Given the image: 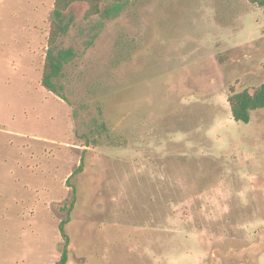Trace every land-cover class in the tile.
<instances>
[{
	"label": "rangeland",
	"instance_id": "1",
	"mask_svg": "<svg viewBox=\"0 0 264 264\" xmlns=\"http://www.w3.org/2000/svg\"><path fill=\"white\" fill-rule=\"evenodd\" d=\"M53 2L0 0V264H264V108L227 102L264 83V7L75 3L64 100Z\"/></svg>",
	"mask_w": 264,
	"mask_h": 264
},
{
	"label": "trees",
	"instance_id": "2",
	"mask_svg": "<svg viewBox=\"0 0 264 264\" xmlns=\"http://www.w3.org/2000/svg\"><path fill=\"white\" fill-rule=\"evenodd\" d=\"M128 0H54L52 9V20L49 27V35L47 39V51L43 63L41 74V86L46 90L57 94L59 97L65 100L62 94L58 93L60 86L58 85V76L64 65V63L73 55L71 49H60L58 44L59 40L66 32L68 23L65 21V13L75 3H84L87 8L85 11V18H90L102 13L103 4H114L115 6L126 3ZM249 2L256 4L260 7H264V0H248ZM112 9L109 8L107 14ZM227 102L230 108L231 116L234 121L247 123L250 120V111L257 108H264V83L260 84L254 91L248 90L231 91L227 96ZM97 123V122H96ZM97 132L106 129V124L101 121L95 128ZM80 169V167H78ZM68 221L67 219L61 220L59 223L60 235L67 240V236L64 232V225ZM67 257V251L64 247L60 258L53 264H65Z\"/></svg>",
	"mask_w": 264,
	"mask_h": 264
}]
</instances>
